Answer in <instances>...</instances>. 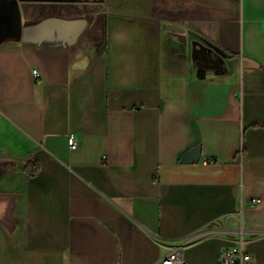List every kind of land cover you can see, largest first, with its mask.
Here are the masks:
<instances>
[{
	"label": "crops",
	"instance_id": "crops-1",
	"mask_svg": "<svg viewBox=\"0 0 264 264\" xmlns=\"http://www.w3.org/2000/svg\"><path fill=\"white\" fill-rule=\"evenodd\" d=\"M241 240L264 264V0H0V264Z\"/></svg>",
	"mask_w": 264,
	"mask_h": 264
},
{
	"label": "built area",
	"instance_id": "built-area-1",
	"mask_svg": "<svg viewBox=\"0 0 264 264\" xmlns=\"http://www.w3.org/2000/svg\"><path fill=\"white\" fill-rule=\"evenodd\" d=\"M34 77H38V72L33 71ZM68 145L70 150H76L77 140L75 134H70L68 138ZM153 264H189L183 254V250L180 248L173 249L167 255L160 258ZM218 264H255L254 258L246 252L241 240L239 244L231 246L221 251L218 259Z\"/></svg>",
	"mask_w": 264,
	"mask_h": 264
},
{
	"label": "water",
	"instance_id": "water-1",
	"mask_svg": "<svg viewBox=\"0 0 264 264\" xmlns=\"http://www.w3.org/2000/svg\"><path fill=\"white\" fill-rule=\"evenodd\" d=\"M14 19H15V25H16V34L15 37L17 39L21 38V33H22V22H21V18H20V13L18 11V8L15 5V1H14ZM48 22H43L42 25L46 26ZM86 26V23L84 21H80L77 23V26H75L74 30L77 34L81 33L82 30L84 29V27ZM167 29L176 33H182L184 31L183 28H180L178 26H174V25H168ZM202 157V151H201V147L200 146H196L193 149L189 150L188 152H186L181 160L180 163L184 164V165H193L195 163L200 162Z\"/></svg>",
	"mask_w": 264,
	"mask_h": 264
},
{
	"label": "trees",
	"instance_id": "trees-1",
	"mask_svg": "<svg viewBox=\"0 0 264 264\" xmlns=\"http://www.w3.org/2000/svg\"><path fill=\"white\" fill-rule=\"evenodd\" d=\"M251 127L257 128L262 127V125L259 124H253ZM41 166L38 162H30L26 167V173L30 177H35L40 172Z\"/></svg>",
	"mask_w": 264,
	"mask_h": 264
}]
</instances>
